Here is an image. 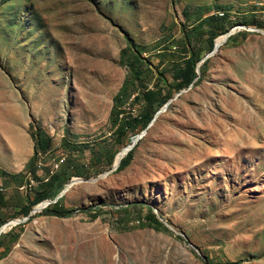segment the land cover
Segmentation results:
<instances>
[{"label":"rangeland","instance_id":"rangeland-1","mask_svg":"<svg viewBox=\"0 0 264 264\" xmlns=\"http://www.w3.org/2000/svg\"><path fill=\"white\" fill-rule=\"evenodd\" d=\"M224 10L229 29L198 81L143 135H118L126 39L157 64L183 26ZM131 99L122 114L137 112ZM37 127L51 146L31 173ZM0 169L22 171L0 176L15 197L0 210V264H264V0H0ZM56 171L58 206L72 213H41L45 199L22 215L37 177ZM149 208L161 226L146 225Z\"/></svg>","mask_w":264,"mask_h":264},{"label":"trees","instance_id":"trees-1","mask_svg":"<svg viewBox=\"0 0 264 264\" xmlns=\"http://www.w3.org/2000/svg\"><path fill=\"white\" fill-rule=\"evenodd\" d=\"M220 9H228L222 6H216ZM199 8H202L201 6ZM185 16H188L187 9L184 10ZM220 14V15H219ZM227 10L213 13L206 17L197 19L190 27L183 26L181 29L183 44L175 49H168L169 53L164 54L162 49L156 53L158 63L155 64L151 55L144 56L146 47L136 43L134 40L127 38L126 45L120 52L121 62L126 67V76L113 97V105L110 111V121L115 127L118 135H124L128 130H134L138 125L146 128L154 117L155 112L163 107L174 95L183 87L189 84H195L197 80L196 68L198 62L203 59L209 51L214 47L215 38L228 31L229 17ZM185 25V24H184ZM224 38V36H223ZM205 43V44H204ZM169 55L171 65L166 72L165 69L160 70V56ZM207 58L203 60L205 64ZM201 66V65H200ZM153 78H152V77ZM151 77V78H150ZM151 80H154L151 82ZM132 98L133 103H139L136 113L125 115L122 105L126 100ZM34 146L33 153L25 169H29L33 173V167L37 165L39 159L50 150L51 139L40 128L37 127L33 134ZM120 156L116 157V161ZM132 159V148L127 151L126 155L119 161L117 169L126 167ZM1 177H9L14 180L22 177V171L10 173L4 169H0ZM62 172H46L39 180L38 189H34L32 199L29 194L25 193V202L19 206V212L27 216L31 209L45 199L54 200L60 192V183L63 181ZM15 200L14 195H8L0 190V210L7 208ZM59 198L52 205L46 206L41 213L55 215L59 217L69 216L73 209H65L58 206ZM146 225L152 227L161 226L160 221L156 218L152 209H148L146 214ZM2 234H0V241ZM207 256H204L205 261Z\"/></svg>","mask_w":264,"mask_h":264},{"label":"water","instance_id":"water-1","mask_svg":"<svg viewBox=\"0 0 264 264\" xmlns=\"http://www.w3.org/2000/svg\"><path fill=\"white\" fill-rule=\"evenodd\" d=\"M217 48H218V45H217L216 42H215V43H214V47H213L212 51H211L209 54H213V53L217 50ZM206 57H207V56H205L203 59H201V61L204 60ZM166 106H167V103L164 105L163 108H165ZM159 112H160V110H159V111L156 113V115L152 118V120H151L150 123L146 126V128H145L144 131L141 133V135H143V134L146 132L147 128H148V127L152 124V122L155 120V118H156V116H157V114H158ZM141 135H140V136H141ZM136 141H137V139H135V140H134L129 146H127V147L123 150V152H127L128 150H130V149L134 146V144L136 143ZM118 162H119V159L116 161L115 166H117ZM62 192H64V190H63ZM62 192H60V193L55 197V199L53 200L54 202L56 201V199H58V198L61 196Z\"/></svg>","mask_w":264,"mask_h":264},{"label":"crops","instance_id":"crops-1","mask_svg":"<svg viewBox=\"0 0 264 264\" xmlns=\"http://www.w3.org/2000/svg\"><path fill=\"white\" fill-rule=\"evenodd\" d=\"M33 146H34V145H33ZM32 153H33V151H32ZM31 156H32V154H31ZM31 156H30V157H31ZM30 157L28 158V160L30 159ZM28 160H27V162H28ZM5 171H6V170H5ZM7 172H8V171H7ZM19 172H20V171H19ZM16 173H17V172H16Z\"/></svg>","mask_w":264,"mask_h":264},{"label":"built area","instance_id":"built-area-1","mask_svg":"<svg viewBox=\"0 0 264 264\" xmlns=\"http://www.w3.org/2000/svg\"><path fill=\"white\" fill-rule=\"evenodd\" d=\"M60 161H63V158H61Z\"/></svg>","mask_w":264,"mask_h":264},{"label":"bare ground","instance_id":"bare-ground-1","mask_svg":"<svg viewBox=\"0 0 264 264\" xmlns=\"http://www.w3.org/2000/svg\"><path fill=\"white\" fill-rule=\"evenodd\" d=\"M56 164H58V163H56ZM34 179V178H33Z\"/></svg>","mask_w":264,"mask_h":264}]
</instances>
